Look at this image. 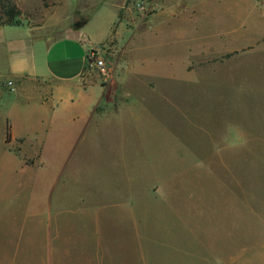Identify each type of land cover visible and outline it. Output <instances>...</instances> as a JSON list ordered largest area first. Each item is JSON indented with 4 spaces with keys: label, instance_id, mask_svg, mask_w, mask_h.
Here are the masks:
<instances>
[{
    "label": "rangeland",
    "instance_id": "rangeland-1",
    "mask_svg": "<svg viewBox=\"0 0 264 264\" xmlns=\"http://www.w3.org/2000/svg\"><path fill=\"white\" fill-rule=\"evenodd\" d=\"M9 1L11 22L87 19L113 76L89 73L132 95L72 148L0 139V264H264V0Z\"/></svg>",
    "mask_w": 264,
    "mask_h": 264
},
{
    "label": "crops",
    "instance_id": "crops-1",
    "mask_svg": "<svg viewBox=\"0 0 264 264\" xmlns=\"http://www.w3.org/2000/svg\"><path fill=\"white\" fill-rule=\"evenodd\" d=\"M170 17L178 20L182 15L166 9L156 13L143 35L156 33ZM86 24L87 19L80 26L64 29L25 21L0 24V139L6 145L29 148L28 154L33 155L43 148L44 137L59 136V144L72 148L88 130L97 129L108 112L106 107L121 106L132 95L128 91L120 94L125 89L121 86L123 73L110 94L86 72L88 51L100 44L83 31ZM101 54L106 55L103 50ZM138 63H131L128 57V66L142 65ZM8 155L21 163L19 156ZM5 256L9 255L0 251V258Z\"/></svg>",
    "mask_w": 264,
    "mask_h": 264
},
{
    "label": "built area",
    "instance_id": "built-area-1",
    "mask_svg": "<svg viewBox=\"0 0 264 264\" xmlns=\"http://www.w3.org/2000/svg\"><path fill=\"white\" fill-rule=\"evenodd\" d=\"M102 50L98 47H93L88 51L85 59L86 72L96 70L101 79L107 83L113 76L112 70L101 56Z\"/></svg>",
    "mask_w": 264,
    "mask_h": 264
},
{
    "label": "trees",
    "instance_id": "trees-1",
    "mask_svg": "<svg viewBox=\"0 0 264 264\" xmlns=\"http://www.w3.org/2000/svg\"><path fill=\"white\" fill-rule=\"evenodd\" d=\"M41 1L42 3H46L47 0H41ZM2 6L6 8V11L2 14L6 18V21L4 22L0 21V24H9L11 23V20L19 14V10L9 0H4V2H2ZM9 131H10L9 125H7L6 138H5L6 142L9 141Z\"/></svg>",
    "mask_w": 264,
    "mask_h": 264
}]
</instances>
